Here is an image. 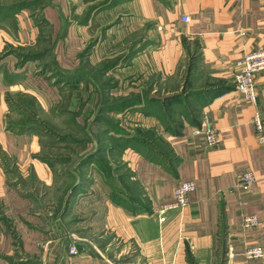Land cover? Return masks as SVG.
I'll return each mask as SVG.
<instances>
[{"label": "crops", "instance_id": "crops-1", "mask_svg": "<svg viewBox=\"0 0 264 264\" xmlns=\"http://www.w3.org/2000/svg\"><path fill=\"white\" fill-rule=\"evenodd\" d=\"M259 48L264 0H0V264H264L244 258L264 231L242 227L264 217V72L255 107L234 82ZM20 107L86 132L76 182L36 129L15 128ZM202 112L218 146L195 134ZM183 182L197 186L189 207L161 223Z\"/></svg>", "mask_w": 264, "mask_h": 264}, {"label": "built area", "instance_id": "built-area-1", "mask_svg": "<svg viewBox=\"0 0 264 264\" xmlns=\"http://www.w3.org/2000/svg\"><path fill=\"white\" fill-rule=\"evenodd\" d=\"M182 21L184 24H189L191 19L189 16L183 17ZM240 71L235 76V91L236 93L244 98L250 105L256 106L258 102L257 98V84L255 81L256 74L264 72V48H259L251 53H248L238 63ZM253 117V125L255 127L256 136L261 146L264 145V119L259 112H256ZM200 127L195 131V134L200 135L204 138L205 142L210 147L218 146L221 143L220 135L215 127L212 125L210 116L207 112L201 114ZM0 157V164H1ZM255 176L252 173L242 174L238 179V188L243 191H249L250 187L255 183ZM197 190L196 184L191 183H180L175 189L173 195V203L165 206L159 213L158 219L161 223L166 221L165 214L173 210H184L189 207L191 201V195ZM242 227L249 231H264V217L255 215H245L242 222ZM74 244L69 248V255L75 256L79 253L77 246V240L74 236ZM18 246H16L17 248ZM19 248V247H18ZM244 258L247 261H261L264 259V248H248L244 253Z\"/></svg>", "mask_w": 264, "mask_h": 264}, {"label": "rangeland", "instance_id": "rangeland-1", "mask_svg": "<svg viewBox=\"0 0 264 264\" xmlns=\"http://www.w3.org/2000/svg\"><path fill=\"white\" fill-rule=\"evenodd\" d=\"M39 11H41L40 7H38L37 9V20L42 19ZM45 39L49 38L47 37ZM48 43L49 41H45V43L42 42L43 46L49 45ZM39 71H41V74L44 76V78L49 77V75H51L50 73L52 72L51 66L41 67ZM53 73L54 75H52V78H49L51 79V81L55 80V78L60 77L57 72ZM45 103L48 105L46 100ZM47 111L51 112L48 114L46 111L43 112V110L41 109V113L36 114L37 108L32 107V109L28 111L29 115L25 116V118L22 119L20 115L22 116L26 114V111L23 107H20V109H17L15 111V114L18 115L19 119L16 117L12 118L13 125L15 126V128H19L20 125H25L36 129L40 134V138H42L44 147L48 148H43V153L53 156L55 160H59L58 165H60L61 169L66 173V176L71 177L72 180L75 178L74 182H76L77 164L81 161V158H79V156L80 154L84 155L83 153H85L86 151V143L88 142L86 132L82 128L78 127L73 118L69 119L63 116L60 117L59 115H56L52 110ZM100 167H104V169L106 170L108 166L102 165ZM62 180L64 183V188L66 186L68 190L70 186L69 181H65L64 179ZM125 189L131 196L135 194V196H138L139 198L138 188L134 186L129 180L128 186H126ZM75 205L76 207H78L77 201Z\"/></svg>", "mask_w": 264, "mask_h": 264}, {"label": "trees", "instance_id": "trees-1", "mask_svg": "<svg viewBox=\"0 0 264 264\" xmlns=\"http://www.w3.org/2000/svg\"><path fill=\"white\" fill-rule=\"evenodd\" d=\"M23 126H25V125H23ZM200 126V125H199ZM0 157H1V159H2V161H1V165L2 166H6L7 165V163H8V161H9V157H7V156H3L1 153H0ZM10 162V161H9ZM85 166H87L86 165V163H84L82 166H80V168L82 169H84L85 168ZM100 166H102V165H100ZM100 166H99V168H100ZM81 188H85L84 186H82ZM75 193L77 194V191H75Z\"/></svg>", "mask_w": 264, "mask_h": 264}]
</instances>
